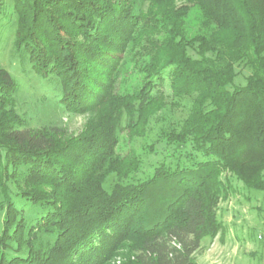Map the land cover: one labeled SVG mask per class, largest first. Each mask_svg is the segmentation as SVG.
<instances>
[{
    "label": "trees",
    "instance_id": "obj_1",
    "mask_svg": "<svg viewBox=\"0 0 264 264\" xmlns=\"http://www.w3.org/2000/svg\"><path fill=\"white\" fill-rule=\"evenodd\" d=\"M15 2L17 44L33 69L91 119L76 136L20 128L9 110L16 84L0 69V264H103L125 247L134 253L125 264H195L202 239L221 232V176L264 192V0ZM130 60L138 88L120 92ZM240 67L250 73L235 86ZM166 80L170 98L193 100L162 132L171 154L147 172L117 152L118 133L146 132L168 106ZM111 175L120 181L107 192Z\"/></svg>",
    "mask_w": 264,
    "mask_h": 264
},
{
    "label": "rangeland",
    "instance_id": "obj_2",
    "mask_svg": "<svg viewBox=\"0 0 264 264\" xmlns=\"http://www.w3.org/2000/svg\"><path fill=\"white\" fill-rule=\"evenodd\" d=\"M15 0H0V69L6 71L16 84L12 95L11 107L14 118L20 128L41 130L58 128L68 136L79 134L91 119L90 114H78L68 111L59 103L56 87L51 81L44 79L33 69L22 47L17 44ZM188 4L187 0H175V6ZM147 5L142 6L146 9ZM196 11L191 8L186 18L188 35H193ZM192 55V52L189 51ZM134 60L127 61L124 77L119 79L118 91L134 92L138 88L139 77L133 68ZM238 75L234 79L235 86H243L249 75V70L237 68ZM163 92L168 96V106L159 112L142 135L131 138L121 124L118 133L116 150L121 155L129 153L140 160L141 168L150 172V168L171 154L172 147L168 146L162 132L174 124L181 123L188 115L192 96L180 100L170 98L169 83L166 80ZM174 101L173 104L170 102ZM152 150V151H151ZM263 184H264V171ZM222 180L227 184V194L218 203L216 217L221 224V232L214 238L205 237L200 243V251L194 256L195 264H264V192L247 189L232 175L225 173ZM120 179L111 175L105 181L103 188L110 192ZM9 188L18 192L13 182ZM14 202H17L14 200ZM17 207L20 205H16ZM22 206V205H21ZM20 206V207H21ZM19 208V207H18ZM22 208V207H21ZM26 212L31 209L25 208ZM3 213H0V234L2 231ZM51 242L45 236H40L37 243L45 245ZM26 255V251L20 253ZM134 253L128 248L117 251L106 259L103 264H125L132 260Z\"/></svg>",
    "mask_w": 264,
    "mask_h": 264
}]
</instances>
